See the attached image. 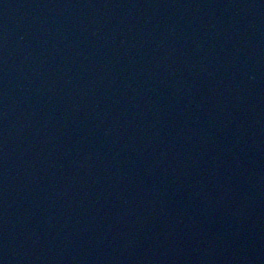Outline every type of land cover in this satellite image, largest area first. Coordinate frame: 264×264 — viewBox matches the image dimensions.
<instances>
[{
	"label": "water",
	"instance_id": "1",
	"mask_svg": "<svg viewBox=\"0 0 264 264\" xmlns=\"http://www.w3.org/2000/svg\"><path fill=\"white\" fill-rule=\"evenodd\" d=\"M0 264H264V0H0Z\"/></svg>",
	"mask_w": 264,
	"mask_h": 264
}]
</instances>
